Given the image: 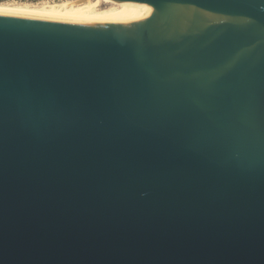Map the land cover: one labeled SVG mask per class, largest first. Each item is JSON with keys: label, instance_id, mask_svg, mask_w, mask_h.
Wrapping results in <instances>:
<instances>
[{"label": "water", "instance_id": "water-1", "mask_svg": "<svg viewBox=\"0 0 264 264\" xmlns=\"http://www.w3.org/2000/svg\"><path fill=\"white\" fill-rule=\"evenodd\" d=\"M112 1L0 16V264H264V0Z\"/></svg>", "mask_w": 264, "mask_h": 264}, {"label": "bare ground", "instance_id": "bare-ground-1", "mask_svg": "<svg viewBox=\"0 0 264 264\" xmlns=\"http://www.w3.org/2000/svg\"><path fill=\"white\" fill-rule=\"evenodd\" d=\"M102 4L108 7H102ZM151 4L112 0H64L41 5L0 3V16L76 25H128L146 19Z\"/></svg>", "mask_w": 264, "mask_h": 264}, {"label": "rangeland", "instance_id": "rangeland-1", "mask_svg": "<svg viewBox=\"0 0 264 264\" xmlns=\"http://www.w3.org/2000/svg\"><path fill=\"white\" fill-rule=\"evenodd\" d=\"M64 0H0L3 4H27V5H41L44 3H59ZM108 7V5L102 4V7Z\"/></svg>", "mask_w": 264, "mask_h": 264}]
</instances>
